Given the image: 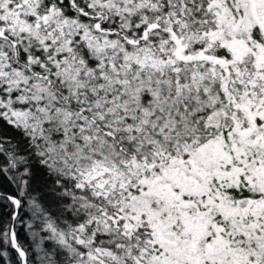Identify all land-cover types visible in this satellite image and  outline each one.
Masks as SVG:
<instances>
[{"label": "snow or ice", "instance_id": "snow-or-ice-1", "mask_svg": "<svg viewBox=\"0 0 264 264\" xmlns=\"http://www.w3.org/2000/svg\"><path fill=\"white\" fill-rule=\"evenodd\" d=\"M4 182L0 264H264V0H0Z\"/></svg>", "mask_w": 264, "mask_h": 264}, {"label": "trees", "instance_id": "trees-1", "mask_svg": "<svg viewBox=\"0 0 264 264\" xmlns=\"http://www.w3.org/2000/svg\"><path fill=\"white\" fill-rule=\"evenodd\" d=\"M0 190L11 192L12 191V187L9 184H7L6 182H4V183H0ZM19 238L22 241H24L25 243L27 242V236H26V233L23 230L20 231Z\"/></svg>", "mask_w": 264, "mask_h": 264}]
</instances>
